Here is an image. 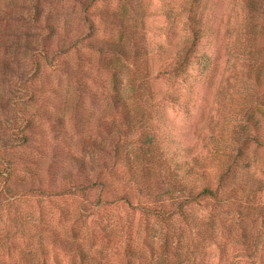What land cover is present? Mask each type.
Segmentation results:
<instances>
[{
	"label": "rangeland",
	"instance_id": "1",
	"mask_svg": "<svg viewBox=\"0 0 264 264\" xmlns=\"http://www.w3.org/2000/svg\"><path fill=\"white\" fill-rule=\"evenodd\" d=\"M262 1L0 0V260L73 264L81 245L103 264H264L263 220L242 221L264 190L233 185L264 182V144L187 216L157 152L216 164L264 140ZM193 25L199 59L169 81Z\"/></svg>",
	"mask_w": 264,
	"mask_h": 264
},
{
	"label": "trees",
	"instance_id": "2",
	"mask_svg": "<svg viewBox=\"0 0 264 264\" xmlns=\"http://www.w3.org/2000/svg\"><path fill=\"white\" fill-rule=\"evenodd\" d=\"M262 7L264 8V0L262 1ZM193 39L191 43H188L182 49L178 50L174 56H171L169 62L163 67H161L160 73L162 75H166L169 81H176V80H187L188 77H191L189 73V68L193 66L195 60L199 59L198 53L196 50V39L199 36L200 30L197 29L196 26L191 27ZM261 33L264 39V20L262 21L261 25ZM258 78L259 75H258ZM256 78L257 80H259ZM190 91H188L189 93ZM187 94H184L186 97ZM157 96V103L161 102H169L173 104H179L181 99H183L182 94H178L177 92H169V91H159L157 94L152 93L150 96V101H154L155 97ZM156 104V103H155ZM154 108V105L151 106ZM163 115V114H161ZM156 128V127H155ZM156 138L159 142V146L163 143V134L160 132V126L157 128ZM249 142L261 143L264 144V140L262 141L257 135L248 134L247 141L243 143H238L237 148H233L232 150H222L225 151L223 156H218L217 158L213 159V162H217L216 164H212V162L208 163L204 160L200 159V157L192 154H188L187 159L182 164H175L171 165L168 162V158L164 156V148L160 147L157 152L159 153V158L161 160L160 167L161 174H166L165 178H167L170 182L173 181L174 187L178 189L179 193H181L183 198L180 202L177 203L176 211L171 212V216L175 214L179 216H187L189 214V210L187 207L193 208L201 203L203 200H217L221 194L225 193L229 186L232 184L229 179H231V175L234 173L235 170L238 169V160L241 158V154L243 153L244 149L243 146ZM236 151V155L234 154ZM220 152V151H219ZM168 157V156H167ZM145 172V171H144ZM183 173V181L179 178L178 173ZM233 172V173H232ZM216 174V175H214ZM98 185V182L95 183ZM235 188L245 190L249 188L251 191H263L264 190V182L254 180L252 183H239L233 184ZM229 191V190H228ZM259 213L255 210L251 211L252 215L246 213L242 219L243 222L249 220L252 223H256L260 220H263L262 223L264 225V213L262 208L256 209ZM164 212V211H163ZM162 212V213H163ZM239 212H242L241 210ZM159 215L161 216V212L158 211ZM162 220L164 217H160ZM58 243V241H56ZM65 248H70L71 245L68 241L63 240ZM55 243V244H57ZM60 244V243H59ZM63 246V244H62ZM76 252L79 256L82 257H69V263L73 262V264H103V258L101 260H87L85 257L86 253L83 251L81 245H77ZM56 261H53V264H62V262L56 257ZM26 263V262H25ZM47 263V262H46ZM0 264H23L17 260H9L3 259L0 260ZM28 264V263H26ZM31 264V263H29ZM33 264V263H32ZM41 264V263H36ZM44 264V263H43ZM48 264V263H47ZM158 264H171L168 262L167 257H160L158 259Z\"/></svg>",
	"mask_w": 264,
	"mask_h": 264
}]
</instances>
